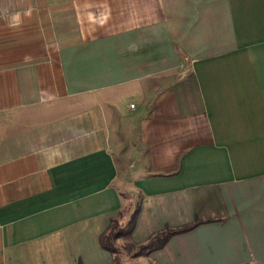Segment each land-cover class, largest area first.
Returning a JSON list of instances; mask_svg holds the SVG:
<instances>
[{
  "label": "crops",
  "instance_id": "crops-1",
  "mask_svg": "<svg viewBox=\"0 0 264 264\" xmlns=\"http://www.w3.org/2000/svg\"><path fill=\"white\" fill-rule=\"evenodd\" d=\"M132 191L203 221L144 260L264 264V0H0V264H116Z\"/></svg>",
  "mask_w": 264,
  "mask_h": 264
},
{
  "label": "trees",
  "instance_id": "trees-1",
  "mask_svg": "<svg viewBox=\"0 0 264 264\" xmlns=\"http://www.w3.org/2000/svg\"><path fill=\"white\" fill-rule=\"evenodd\" d=\"M135 209L136 210H134L127 224L124 225V223H122L120 219H113L109 227L102 233L100 237L101 246L105 250L111 251V253L115 255V261L117 264H123L121 263V260L118 257L121 250H127L129 249V247L134 248L137 246L136 248L138 249V251L134 252L133 256L150 254L164 247L173 235L190 230L197 224L203 222L196 221L193 224L179 228L167 227L165 230L156 233L155 235L151 236L148 241L140 245H137L131 241L128 242L126 245H121V243L118 242L119 239L129 237L135 227L138 213L140 210L139 204L136 206ZM120 215L122 216V212ZM208 221H212V219H209Z\"/></svg>",
  "mask_w": 264,
  "mask_h": 264
},
{
  "label": "rangeland",
  "instance_id": "rangeland-1",
  "mask_svg": "<svg viewBox=\"0 0 264 264\" xmlns=\"http://www.w3.org/2000/svg\"><path fill=\"white\" fill-rule=\"evenodd\" d=\"M184 60L186 61V59H184ZM134 139L135 138L133 137V140ZM131 140L132 139H130V137H128V134H127L124 138V141H123L124 142V153L126 155V151L128 152V154L130 155L129 159H131L132 163H134V165L136 166V168L133 170H138V168L140 167V164L143 165L144 158L146 155V151H145L144 147L139 142L136 143V141L132 142ZM144 169H146V166L144 167ZM129 174L133 175L132 172H129ZM127 176H128V174H127ZM127 176L124 174V179L127 178V180H124V181H128ZM132 192H133V194L131 195V199H129L131 203L126 204L125 209H123V211H122V218L123 219L125 217H127L128 215H130L131 211L134 210L133 209L134 206H131L132 202H134V203L137 202L138 196H137V194L135 195V191H132ZM128 242L129 241H126V242L122 241V244L126 245ZM136 247H134V248L129 247V249H127V250H121L120 251L118 257L121 260V263L133 264L134 261L136 260L135 264H153L149 260H144V258H141L143 255L133 256V253L138 251V249ZM124 260H126L127 263H124Z\"/></svg>",
  "mask_w": 264,
  "mask_h": 264
},
{
  "label": "built area",
  "instance_id": "built-area-1",
  "mask_svg": "<svg viewBox=\"0 0 264 264\" xmlns=\"http://www.w3.org/2000/svg\"><path fill=\"white\" fill-rule=\"evenodd\" d=\"M154 264H160V263H154ZM250 264H260V263L251 262ZM261 264H262V263H261Z\"/></svg>",
  "mask_w": 264,
  "mask_h": 264
}]
</instances>
